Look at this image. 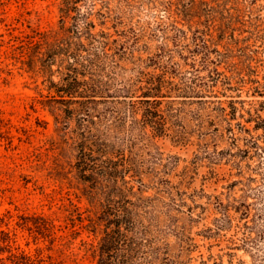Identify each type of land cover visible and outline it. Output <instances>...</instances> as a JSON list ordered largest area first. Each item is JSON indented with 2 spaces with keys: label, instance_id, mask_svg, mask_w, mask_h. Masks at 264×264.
<instances>
[{
  "label": "rangeland",
  "instance_id": "374dc122",
  "mask_svg": "<svg viewBox=\"0 0 264 264\" xmlns=\"http://www.w3.org/2000/svg\"><path fill=\"white\" fill-rule=\"evenodd\" d=\"M60 2L0 0V119L10 137L0 139L3 264H97L102 227L74 168L76 122L49 112L52 93L26 63L38 34L61 26ZM86 6L105 16L91 20L94 32L123 47L114 87L152 58L158 65L145 70L174 65L179 76L196 78L208 102L192 98L183 107L189 141L157 137L144 156L169 181L144 179V196L172 216L162 251L179 264H251L240 245L246 221L252 236L264 221V0H92L81 11ZM200 118L210 132L203 138L194 127ZM241 203L253 209L247 220L232 209ZM49 223L52 231L43 229Z\"/></svg>",
  "mask_w": 264,
  "mask_h": 264
},
{
  "label": "trees",
  "instance_id": "16d2710c",
  "mask_svg": "<svg viewBox=\"0 0 264 264\" xmlns=\"http://www.w3.org/2000/svg\"><path fill=\"white\" fill-rule=\"evenodd\" d=\"M88 1L92 0H61L60 20L71 23L66 26L61 21L58 31L39 33L26 63L32 73L43 78L48 94L52 93L46 106L49 112L57 110L63 120L76 122L74 168L89 188L90 203L99 208L97 225L102 227L97 264H179L162 251L165 217L172 216L158 212L159 199L144 196V179H156L161 185L169 181L146 166L144 156L152 149L154 138L170 136L178 143L189 141L183 107L192 98L200 104L208 102L201 96L203 90L196 89L202 87L196 78L179 76L174 65L145 70L158 65L152 58L147 59L150 64L138 59L144 68L138 66L134 79L114 87L111 74L123 47L110 48L116 43L103 31L94 32L91 20L96 15L105 16L91 6L81 11V4ZM98 105L105 108L99 110ZM214 111L215 118L226 116L222 108ZM214 126L215 134L223 133L216 123ZM194 127L199 137L210 135L201 118ZM169 131L172 134H167ZM7 135V124L0 119V139H10ZM232 209L236 213L240 210L241 219L246 220L253 210L245 203ZM223 216L230 221L228 215ZM53 227L50 224L43 229L52 231ZM243 228L246 233L240 246L250 250L251 264H264V221L255 236L247 221Z\"/></svg>",
  "mask_w": 264,
  "mask_h": 264
}]
</instances>
